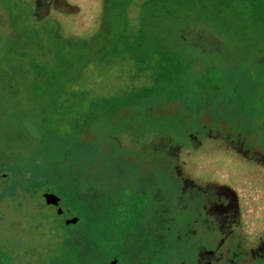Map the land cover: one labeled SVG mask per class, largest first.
Instances as JSON below:
<instances>
[{"label":"rangeland","instance_id":"374dc122","mask_svg":"<svg viewBox=\"0 0 264 264\" xmlns=\"http://www.w3.org/2000/svg\"><path fill=\"white\" fill-rule=\"evenodd\" d=\"M198 142L205 162L223 155L241 198L233 253L251 262L264 252V0H0V159L32 162L42 184L57 169L61 184L36 192L33 235L29 206L15 220L0 201L23 262L62 259L51 221L75 218L79 256L128 263L155 243L153 264H188L195 242L175 208ZM44 192L62 198L59 215Z\"/></svg>","mask_w":264,"mask_h":264},{"label":"flooded vegetation","instance_id":"af4514ba","mask_svg":"<svg viewBox=\"0 0 264 264\" xmlns=\"http://www.w3.org/2000/svg\"><path fill=\"white\" fill-rule=\"evenodd\" d=\"M192 115L197 117V115ZM189 116H191V113ZM208 137L213 138L212 141L215 144L217 142L218 147H215L218 150L220 147L218 143L219 137ZM240 144L242 143L240 142ZM248 144L250 145V143ZM200 146L201 143L198 142L194 149L189 148L192 152L188 153V162L192 161L194 164L192 162L190 164L194 165L195 168L188 167V175H180V177L182 176L181 178H184L182 179V184L185 187L187 186L188 194L187 199L181 200L180 206L175 208V215L180 217V221L183 220L185 223L184 237L188 236V241L193 240L195 242V254H193V257L192 254L188 256V260H190L188 264H241L236 261L233 253L234 241L240 222V211L238 210L240 195H237L233 188H231L232 190L229 188L231 182L234 181L233 179L225 181V169L218 160L219 156L223 155L213 154L212 156L218 158L205 162L203 156H209L210 154L204 152L195 153V151L201 149ZM187 147L185 146V148ZM185 148H179L178 153L168 155L169 158L178 160L181 154L180 150ZM237 154L239 157L242 156L240 153ZM252 156H255L254 153ZM258 156L260 162L264 163V156L261 153ZM248 160L250 163L257 164L255 159ZM261 166L264 165L261 164ZM187 214L188 217L186 216ZM170 221L175 223L176 218L173 217ZM143 250L142 255L135 256L128 263L123 261L120 256H113L106 261V264H153L151 254H156L158 247L155 243H151ZM246 264H264V252Z\"/></svg>","mask_w":264,"mask_h":264},{"label":"trees","instance_id":"16d2710c","mask_svg":"<svg viewBox=\"0 0 264 264\" xmlns=\"http://www.w3.org/2000/svg\"><path fill=\"white\" fill-rule=\"evenodd\" d=\"M11 160V159H10ZM10 160H2L0 159L1 167H0V173H8L7 178L9 177L7 183H10L13 181L15 184V189L13 192L9 193L11 197H7L6 195H0V201L2 200H8L10 201L12 207V215H16L15 220H19L22 218L26 208V206H29L28 215L33 220L32 225L29 227L30 234L33 235V231L35 230L36 226H40L43 222L42 221H35L36 211L43 208L42 201L33 203L32 201L35 199H38L37 196L38 190L43 186H52L53 188H61L59 186L60 181H58V177H60V173L57 169L54 170L55 182H46L47 184H42L41 182H38L37 177L42 176L41 173H39L36 168L32 167V162L30 164H27V160H25L22 157H18L15 159ZM32 161V160H31ZM10 163L9 165H7ZM3 180V178H1ZM61 185V184H60ZM8 186V184H7ZM6 186V187H7ZM8 189V188H7ZM11 190L12 188L9 187ZM1 192V189H0ZM42 193V192H41ZM62 194V193H60ZM16 200H12V199ZM41 199V198H40ZM62 200V198H61ZM69 207V206H68ZM9 217L5 218L3 212L0 210V264H16V262H19L20 264H27V262H23L21 258L26 256L25 251L23 252V248L25 246V243L23 244V247L21 250L17 251V245L16 240L22 239L19 237H13V231L12 225H8ZM51 225L53 228H56L58 231L63 232V237L60 239V241L57 243L56 248H58V244L63 241V250L61 251V256L63 257L59 261H57L58 257L51 256V258L48 260L47 264L52 262H57V264H100L102 259L104 258V255L109 252L108 249H103L97 251L93 254V256H79L76 254L73 248H70L68 245L69 240L74 238L73 230H75V227L78 225V222L75 225H68V226H62L60 223H57L55 219L51 221ZM68 231L66 232L65 231ZM67 233V235H66ZM64 235L68 236V239H64ZM71 237V238H70ZM31 239H29L30 241ZM72 241V240H71ZM66 242V243H65ZM5 245V248L4 246ZM15 252L14 254H10L8 249ZM57 259V260H56ZM96 259L97 261L94 262L93 260ZM106 264V261L103 263Z\"/></svg>","mask_w":264,"mask_h":264},{"label":"water","instance_id":"95a60500","mask_svg":"<svg viewBox=\"0 0 264 264\" xmlns=\"http://www.w3.org/2000/svg\"><path fill=\"white\" fill-rule=\"evenodd\" d=\"M42 198H43L44 203L46 205H51V206L56 207V214L57 215H59L61 213V209L58 207L59 206V201H60L59 197H57L56 195H54L52 193L44 192L42 194ZM76 223H77V219L73 218V219L64 221L63 225H65V226L75 225Z\"/></svg>","mask_w":264,"mask_h":264}]
</instances>
